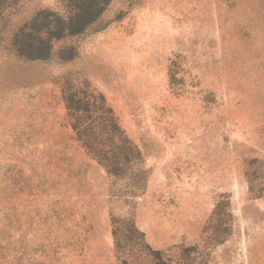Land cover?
Segmentation results:
<instances>
[{
    "label": "rangeland",
    "instance_id": "rangeland-1",
    "mask_svg": "<svg viewBox=\"0 0 264 264\" xmlns=\"http://www.w3.org/2000/svg\"><path fill=\"white\" fill-rule=\"evenodd\" d=\"M42 9L67 14L21 0L0 21L7 264H150L117 250L113 219L168 264H264V0H112L49 60L20 58L14 36ZM69 84L102 92L139 148L122 176L76 137Z\"/></svg>",
    "mask_w": 264,
    "mask_h": 264
},
{
    "label": "trees",
    "instance_id": "trees-1",
    "mask_svg": "<svg viewBox=\"0 0 264 264\" xmlns=\"http://www.w3.org/2000/svg\"><path fill=\"white\" fill-rule=\"evenodd\" d=\"M21 0H0V21L4 12L14 8ZM67 14L55 10H39L17 31L12 42L15 54L26 60H49L54 42L68 36H80L92 28L101 18L112 0H63ZM77 53L70 49L61 51V60H72ZM77 90L67 85L63 90L68 116L76 137L108 173L122 176L131 166L142 161L139 148L122 128L119 118L102 92L88 88ZM119 219H113V235L120 252L132 253L135 260L144 257L150 264H168L160 250L146 240L145 233L127 221L122 234ZM6 233V234H5ZM8 231L0 227V264H7L11 254ZM6 237V238H5ZM123 264H129L123 258Z\"/></svg>",
    "mask_w": 264,
    "mask_h": 264
}]
</instances>
